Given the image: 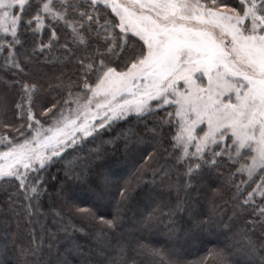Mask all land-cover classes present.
Wrapping results in <instances>:
<instances>
[{"label": "trees", "instance_id": "16d2710c", "mask_svg": "<svg viewBox=\"0 0 264 264\" xmlns=\"http://www.w3.org/2000/svg\"><path fill=\"white\" fill-rule=\"evenodd\" d=\"M34 9L23 12L21 44L10 49L12 37L0 35V138L17 143L85 94V83L93 87L102 65L124 72L146 55L102 6L68 1L64 20H48L42 31L35 20L26 26ZM172 112L111 123L24 182L1 180L0 264H264V204L244 203L255 183L239 162L217 155L219 146L181 160Z\"/></svg>", "mask_w": 264, "mask_h": 264}, {"label": "rangeland", "instance_id": "374dc122", "mask_svg": "<svg viewBox=\"0 0 264 264\" xmlns=\"http://www.w3.org/2000/svg\"><path fill=\"white\" fill-rule=\"evenodd\" d=\"M68 1L71 0H52L55 7L51 15L41 12L43 21L38 30L42 31L48 20L63 21L65 14L60 8ZM81 1L92 4V0ZM46 2L48 0H27L25 9L17 6L14 12L19 15L28 8L32 12L35 6L42 8ZM146 2L147 0H137L134 4L133 0H97L92 6L107 9L116 19L117 28L122 34L139 40L134 32L123 31L120 26L121 14L134 19L142 11L139 4ZM201 3L212 6V0H201ZM143 11L146 12L147 9L144 8ZM218 11L227 10L219 7ZM19 24L20 22L16 26L17 32ZM206 25V21H189L174 26L171 33H159L150 42L146 40L148 46L145 47L146 55L143 60L132 64L127 71L113 70L105 77L106 84L95 91L70 98L58 114L50 117L46 124H39L33 129L25 139L30 142V153L19 157L22 161L27 159L28 166L17 164L16 176L3 175L2 165L5 160L0 157V181L15 178L24 182L27 175L46 168L67 149L90 137L95 131L130 116H143L170 107L173 108L172 114L177 126L175 144L182 153L181 160L200 158L192 155L197 152L199 144L203 157L207 153H213L219 146L218 155L237 161L238 158L230 154V136L220 140L218 133L213 142V138L206 137L205 133L209 131L208 128L219 127L221 124L225 127L220 129V133L227 131L229 118L237 108L236 89L242 78L255 80L258 85L256 95L264 99V50L238 47L229 51L219 39V32H213ZM7 26L9 32L5 33L0 29V35L12 37L11 26ZM216 27L219 31H230L223 24ZM73 30L78 32L77 28ZM252 69L255 70V75L251 74ZM94 87L95 85L90 88ZM239 94L243 95L242 92ZM136 108L140 111H135ZM114 112L115 116L112 115ZM108 117L112 118L109 120ZM84 129H89L90 134L84 136ZM37 133L39 134L34 141L33 137ZM189 133L194 139L189 140ZM25 140L17 143L9 137L0 138V153H6L10 148L20 151ZM247 163L250 164L251 160H247ZM256 171L259 172V169ZM238 172L250 182L247 172ZM253 175L256 177L254 189L261 181L256 173ZM74 199L81 198L77 196ZM90 199L101 204L99 199ZM261 199L257 194L251 203L260 202Z\"/></svg>", "mask_w": 264, "mask_h": 264}, {"label": "snow or ice", "instance_id": "6c2138e0", "mask_svg": "<svg viewBox=\"0 0 264 264\" xmlns=\"http://www.w3.org/2000/svg\"><path fill=\"white\" fill-rule=\"evenodd\" d=\"M26 3L27 0H0V29L7 33L10 30L7 25L10 24L12 40L6 42L10 49L22 43L17 36L16 26L23 19L24 13L18 15L14 10L17 6L25 9ZM96 3L97 0H92L93 5ZM133 3H137V0H133ZM238 4L239 7H230L223 0H219V4H217V0H212V6H206L201 3V0H147L146 3L139 4L142 11L134 19H129L127 16L121 14L120 26L124 32L132 31L135 33V36L139 38L143 50L148 46L146 40L150 42L156 34L163 32L171 33L173 27L178 24L198 20L206 21V26L210 30L219 32V39L224 42L229 51L235 50L238 47H244L249 50H264V0H238ZM221 5L227 9L226 12L218 11ZM54 7L55 5L52 3V0L44 3L42 8L37 6L34 9L35 15L32 19L28 20L26 26L30 27L32 20H35L37 28H40L43 21L41 12L51 15ZM144 8L147 9L146 12L143 11ZM84 15H87V13H84ZM91 19L92 17H89V20ZM218 24L226 25L230 31L223 32L217 30L216 25ZM52 35L53 38H56L55 31ZM4 43L0 41V51L4 50ZM15 56V53L9 51L6 59L10 58L12 66L19 68L20 65L16 63ZM249 68H251V65H249ZM103 69V65L98 69L102 75L97 76L98 83L95 84V87L90 88L85 83V91H95L102 84H106L105 77L113 69L110 67L107 68V71ZM251 74L255 75L254 69H252ZM257 87L258 85L255 80L242 78L239 82V87L236 89L238 93L237 108L229 118L230 122L227 125V131L220 133V129L225 127L224 124H221L219 127L213 126L208 128L209 131L205 133L206 137L213 138V142H215V137H217L218 133L220 140H224L230 136V154H234L238 158L237 162L241 164L238 171L241 173L247 172L251 183L256 182L254 173L259 176L261 183L257 188L252 189V191H247V188L244 190L247 191V199L244 201L245 205H249L257 194L262 198L261 204H264V99L257 97ZM241 92L243 95L239 94ZM135 111H140V109L136 108ZM112 115L115 116L116 113L114 112ZM111 118L108 117L109 120ZM196 124H199V121H196ZM38 134L33 137L34 141ZM89 134V129L83 130L84 136ZM191 139H194V137L189 133V140ZM29 143L28 140H25L20 151L10 148L8 152L0 153V157L5 160V163L2 165L4 169L3 175L16 176L15 169L17 164L28 166V160L22 161L19 157L21 154L27 155L30 153ZM201 152L202 150L198 144L197 152L192 155L200 156L202 159ZM249 159L251 160L250 164L246 162ZM195 167L198 168L199 164H196ZM257 168L259 172L256 171ZM188 171L192 172L193 168L190 167ZM78 211L82 212L84 210ZM255 211L256 208L254 207V213ZM88 214L92 215L91 213ZM259 216L264 218V207H260ZM261 223H264V219H262ZM154 254L159 255L158 252ZM21 255H23V252ZM111 264H122V262L113 260ZM159 264H164V262L161 261ZM168 264H174V262L168 261ZM194 264H203V261H196Z\"/></svg>", "mask_w": 264, "mask_h": 264}, {"label": "clouds", "instance_id": "9594fccd", "mask_svg": "<svg viewBox=\"0 0 264 264\" xmlns=\"http://www.w3.org/2000/svg\"><path fill=\"white\" fill-rule=\"evenodd\" d=\"M68 211H69V212H71V210H70V209H69ZM70 222H71V221H70Z\"/></svg>", "mask_w": 264, "mask_h": 264}]
</instances>
